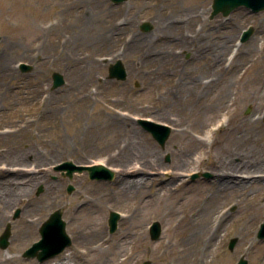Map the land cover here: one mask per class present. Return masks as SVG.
I'll return each instance as SVG.
<instances>
[{
	"label": "rangeland",
	"instance_id": "obj_1",
	"mask_svg": "<svg viewBox=\"0 0 264 264\" xmlns=\"http://www.w3.org/2000/svg\"><path fill=\"white\" fill-rule=\"evenodd\" d=\"M211 4L0 0V236L8 224L11 231L0 264H191L204 256L202 264L241 258L264 264V239L257 237L264 220V177H257L264 176V10L240 6L210 18ZM171 21L177 28H164ZM144 22L150 30L141 29ZM114 27L118 36L111 41L99 37L108 39ZM249 27L251 36L240 42ZM163 48L168 58L161 57ZM118 59L123 81L108 78ZM19 62L32 67L21 70ZM54 71L65 82L53 88ZM158 108L165 110L155 114ZM114 113L127 121L117 123ZM139 118L171 128L163 145ZM133 136L144 151L125 159L118 151ZM158 157L161 163L151 166ZM255 158L250 171L257 173L247 175L256 178L252 184L220 189L217 163ZM97 160L113 170L112 180L90 179L85 171L69 178L53 169ZM132 166H150L153 177L122 198L117 170ZM56 210L70 246L44 263L24 258ZM110 212L120 214L113 233ZM93 215L95 234L98 227L88 224ZM153 222L160 225L156 240L148 231ZM191 230L203 238L215 231L213 245L204 251L201 243L185 242Z\"/></svg>",
	"mask_w": 264,
	"mask_h": 264
},
{
	"label": "water",
	"instance_id": "obj_2",
	"mask_svg": "<svg viewBox=\"0 0 264 264\" xmlns=\"http://www.w3.org/2000/svg\"><path fill=\"white\" fill-rule=\"evenodd\" d=\"M113 2H121L124 0H112ZM244 6L250 8L253 12L264 10V0H213L212 2V12L211 17L218 13H222L223 16L229 15L234 9ZM143 30H149L150 25L148 23H143L141 25ZM252 33V29L245 31L242 35L241 41H246ZM31 67L25 65L21 66L22 70H29ZM109 77L116 78L117 80H124L126 78V71L120 61H117L114 66L109 70ZM53 78V88L64 83L63 76L57 72L52 74ZM145 129L150 131L153 137L161 144L167 139L170 129L166 126H161L152 122H147L144 120L139 121ZM55 170H66L65 176L71 178L74 171H88L90 179H109L113 177V173L105 168L104 166H75L70 162H65L62 165L55 167ZM196 175L193 176V178ZM73 187L68 186L67 192L70 193ZM41 189H39L40 191ZM19 211H16L13 218H17ZM119 219V214L116 212H111L108 220L109 231L112 233L117 228V221ZM41 240L34 243L29 249L23 253V257H36L39 262H43L48 258L54 257L61 253L66 246L70 244L68 236L65 233V223L61 219V211L56 210L50 214L49 218L42 224L39 229ZM10 225L8 224L0 236V247L5 249L9 243L8 239L10 236ZM160 234V226L155 222L150 230V236L152 240H156ZM258 238L264 239V222L261 224L260 230L258 232ZM235 239H232L229 244V249L232 250L235 244ZM142 264H148L146 262ZM237 264H247V262L241 258Z\"/></svg>",
	"mask_w": 264,
	"mask_h": 264
},
{
	"label": "bare ground",
	"instance_id": "obj_3",
	"mask_svg": "<svg viewBox=\"0 0 264 264\" xmlns=\"http://www.w3.org/2000/svg\"><path fill=\"white\" fill-rule=\"evenodd\" d=\"M176 23H177L176 21H171L169 24H166L164 28L175 27V29H176L177 28ZM79 29H80V27L77 26L78 31H79ZM118 30H120V28ZM117 32H118L117 27H114L108 31V33H109L108 39H106V35H104V33L100 34L99 37L102 39L105 38V41L107 42L110 39L114 38L115 36H118ZM167 37H169V39H171L170 35L169 36H166V34L162 35V38L166 39ZM201 37H202V35H201ZM134 40H135L134 38H133V40L130 39V41H134ZM162 41L164 42L165 40H162ZM177 41L183 42L184 39L181 36H179ZM149 42H150V40L145 39L142 43L144 44V46L148 47ZM131 43H132L131 46H134L133 42H131ZM163 46H165V45L163 44ZM163 49H164V53H161V57H163V58L167 57L168 58L169 55L166 54L167 50L165 48H163ZM143 54H145V53H143ZM154 58H156V55H154ZM187 78H188V76H187ZM186 82H188V81H186ZM191 84L194 85L193 82ZM164 110H165V108H158V111L156 109V111L154 113L155 114H157V112L162 113ZM111 116L117 123H123L122 120H124L125 122L127 121L126 117H121V115H119V114L117 115L114 113ZM176 119L177 118H174V120H176ZM177 121H178V119H177ZM214 130L215 129L210 128L209 129L210 133H208V134H211V131L213 132ZM133 132H135V131H133ZM144 148H145V146L139 141V139L137 137L133 136L130 139H128V143L121 149V151H118L119 152L118 155H120L126 159L131 154L137 155L139 153H143ZM151 161L154 162L153 165H151V166H155V165L159 164L158 162L161 163L160 157H158L157 159H153ZM251 161H253V163ZM251 161L248 159L246 164H243L242 162L232 163V160L231 161L229 160V162L227 164H224L223 162L217 163L216 166L214 167V171L216 173L215 177L220 180V184H219L220 189L221 190L230 189V188H233L235 186L244 185V183L245 182L247 183L248 181L252 184V182L256 178L251 177V175L250 176H247V175H248V173H252V172L257 173V171H253V170L250 171V168H251L250 166L256 165V163L259 161V158L252 159ZM149 162L150 161L145 162V164L147 165V164H149ZM181 162L184 164H187L188 161H187V159L181 158ZM92 163H93L92 165H102V164H104V161L97 160V161H94ZM224 166H227L229 169H227L225 172H222V170L226 169V168H223L221 170L220 167H224ZM149 167L150 166H145L143 168H140L139 166H132L129 168H127V167L126 168H118L117 171H118V173L121 176L122 181H123L122 186H121L122 192L120 193V196L122 198L129 196V194H131L133 191L141 189L143 187V184L148 183L152 179V177H153L152 174L150 175V173L147 171L149 169ZM239 168H242L243 170L242 171L239 170L237 172H234L236 169H239ZM262 168H264V165ZM230 169H232V170H230ZM6 171L10 172L11 170H6ZM18 173H23V172L18 171ZM164 173H167V172H164ZM234 174H235L236 178L234 177ZM254 177H256V176H254ZM257 177H264V176H257ZM23 189H25V188H23ZM9 194H11V193H9ZM26 201H27V199H26ZM26 201L25 202L23 201V204H25ZM84 203H85V205H87V202H84ZM222 216L223 215H221V214H219V216H218V220H217L218 227L223 223ZM96 222H97V216L96 215L90 216V218L88 220V224L91 226H94V227H98ZM27 223L32 224L33 220H27ZM99 229H100L99 227L92 229L91 234L97 233V230H99ZM214 237H215V231L211 235H208L207 237L203 238L202 235H200V233H197V232H194L191 230L184 237V241L185 242H196L197 244L201 243L202 245H204V251H206L207 249H209V247L211 245H213L212 242L214 241ZM73 248L78 250V249H81L82 247H80L79 245H74ZM85 250L86 249H83V251H85ZM205 259H206V256L202 257V260L200 258L196 257L194 259H191L190 263L191 264L192 263L193 264H202V263H204ZM210 263H211V261H206V264H210ZM225 263L226 262H217V264H225Z\"/></svg>",
	"mask_w": 264,
	"mask_h": 264
}]
</instances>
